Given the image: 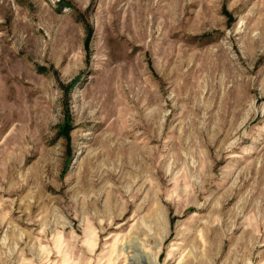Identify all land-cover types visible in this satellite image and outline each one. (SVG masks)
<instances>
[{
  "label": "rangeland",
  "instance_id": "rangeland-1",
  "mask_svg": "<svg viewBox=\"0 0 264 264\" xmlns=\"http://www.w3.org/2000/svg\"><path fill=\"white\" fill-rule=\"evenodd\" d=\"M0 264H264V0H0Z\"/></svg>",
  "mask_w": 264,
  "mask_h": 264
}]
</instances>
